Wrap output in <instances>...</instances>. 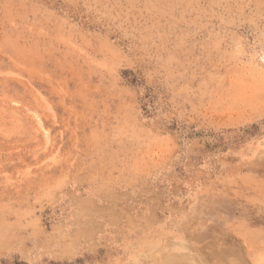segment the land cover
Listing matches in <instances>:
<instances>
[{"label": "rangeland", "instance_id": "374dc122", "mask_svg": "<svg viewBox=\"0 0 264 264\" xmlns=\"http://www.w3.org/2000/svg\"><path fill=\"white\" fill-rule=\"evenodd\" d=\"M263 246L264 0H0V264Z\"/></svg>", "mask_w": 264, "mask_h": 264}, {"label": "bare ground", "instance_id": "6f19581e", "mask_svg": "<svg viewBox=\"0 0 264 264\" xmlns=\"http://www.w3.org/2000/svg\"><path fill=\"white\" fill-rule=\"evenodd\" d=\"M257 238H258V237H257ZM260 241H261V239H260ZM261 247H262V245H261ZM263 248H264V246H263ZM262 250H263V249H262ZM262 250H261V251H262ZM225 252H226V251H225ZM231 253H232V252H231ZM259 253H260V251H259ZM256 256H257V255H256ZM230 258H231V257H230ZM230 258H229V259H230ZM238 258H239V257H238ZM259 258H260V257H259ZM166 260H167V259H166ZM231 260H232V258H231ZM231 260H229V262H230ZM236 260H237V259H236ZM236 260H235V263L237 262ZM258 260H259V259H258ZM176 261H177V260H176ZM179 261H180V260H179ZM179 261H178V262H179ZM231 262H232V264H235L233 261H231ZM231 262H230V264H231ZM238 263H239V262H238Z\"/></svg>", "mask_w": 264, "mask_h": 264}]
</instances>
